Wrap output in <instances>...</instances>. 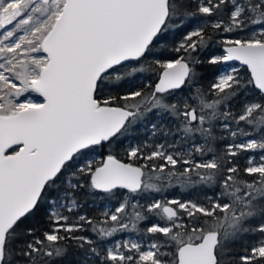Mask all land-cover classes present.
<instances>
[{"label": "snow or ice", "instance_id": "6c2138e0", "mask_svg": "<svg viewBox=\"0 0 264 264\" xmlns=\"http://www.w3.org/2000/svg\"><path fill=\"white\" fill-rule=\"evenodd\" d=\"M205 61L225 66L207 89ZM150 113L172 126L124 147ZM174 182L204 199L141 203ZM99 194L121 201L82 214ZM69 243L80 264H264V0H0V264H53Z\"/></svg>", "mask_w": 264, "mask_h": 264}, {"label": "trees", "instance_id": "16d2710c", "mask_svg": "<svg viewBox=\"0 0 264 264\" xmlns=\"http://www.w3.org/2000/svg\"><path fill=\"white\" fill-rule=\"evenodd\" d=\"M171 42H172V38L170 37L169 44H171ZM210 51L213 53H216V54H220V50L215 46H213L210 49ZM202 55H207V53H202ZM222 67H225V66L224 65H210L205 61L204 66L202 68L198 69V71H200L204 77V79L201 80V85L205 89H207L211 85L213 80L215 79V74L217 72V69L222 68ZM239 70H240L241 75L245 76V78H246V73H245L244 68L241 67ZM156 79H157L156 74L154 72H152L151 70L145 71L143 73H138V74L130 77L128 80H126L120 86L118 93H114V94L122 95V94L127 93L128 91L136 90L139 87H142L143 85H146V84H153L154 85L156 82ZM183 96H184V94L180 91L175 93L176 99H182ZM242 100H243V97L237 99V101L235 102V104L233 105V108H232V110L234 112L238 113L240 111ZM152 124L161 125L163 127L172 126L169 123L168 119L161 121V119L158 116H154L153 114L150 113L144 119H142L141 121H138L132 127V129L126 134V137L122 138L123 143H124V147H127L129 144H132V145H136V144L152 145L153 142H156L157 136L159 134H157V136L152 135V132H153ZM241 127H243V124L241 125ZM233 128H235V125H233ZM216 131H217V134H219L223 130L220 128H217ZM198 142H202V141H198ZM226 143H228V140L219 141L217 144V151L222 152L223 146ZM98 152H103V150H98ZM122 155H123V152L121 150V156ZM247 155H249V154L244 153V154H242V157L239 158L241 167H243V165L245 163L244 157H246ZM206 158L207 157H205V159ZM204 194L205 193L202 190V186H197V188H187L186 189V188H182L179 184H175V182H174V186L169 187L163 193H149V194H147L149 199L148 200H141V203H150L151 199H153V198H163V197H166L168 199L177 198V199H181V200L199 198L200 200H203ZM207 194L211 195V190H208ZM102 195L103 194H99L95 198H93L91 196H82L81 201L83 202V207L80 209V212L82 214H86L90 218L102 219L101 213L104 211L103 208H104L105 204H107L108 202H111L112 206L114 208L121 201L120 196L114 197V200H112V201L107 200V199H99V197ZM149 223H151V220L143 222L140 225V227L143 228L146 224H149ZM42 226H46V223L43 224ZM124 233L125 232L117 233V235L113 238L123 237ZM77 234L78 235H86V236H89L93 239H97L95 237V234L92 233L90 230L82 232V233H77ZM144 240L146 242L147 237H145ZM107 242L108 241L97 240V243L100 245V247H104L101 244L102 243L105 244ZM66 247H67V255L64 256L62 258V260L54 261L53 264H80V260L83 259L84 253L87 249V246L85 247V249H80V248L76 247L74 243H69L66 245Z\"/></svg>", "mask_w": 264, "mask_h": 264}, {"label": "rangeland", "instance_id": "374dc122", "mask_svg": "<svg viewBox=\"0 0 264 264\" xmlns=\"http://www.w3.org/2000/svg\"><path fill=\"white\" fill-rule=\"evenodd\" d=\"M233 65L235 67H237L238 69L241 68V66H239V65H236V64H233ZM240 139H246V138L241 137ZM100 158H102V157L98 154H95L92 157H90V159H100ZM99 199H107L110 201L114 200V198H109V197L104 196V195L100 196ZM103 209H104V211L108 210V209H113L112 203L108 202L107 204L104 205ZM124 239L136 240V239H138V236L135 233H132L129 231V232H125L123 237H117V238H113V239L111 238V240H109L107 243H105V244L102 243L101 245L111 247V246H113L114 242H118V241H121Z\"/></svg>", "mask_w": 264, "mask_h": 264}, {"label": "water", "instance_id": "95a60500", "mask_svg": "<svg viewBox=\"0 0 264 264\" xmlns=\"http://www.w3.org/2000/svg\"><path fill=\"white\" fill-rule=\"evenodd\" d=\"M231 64H236V65H239V66H241L240 64H239V62H230ZM242 67V66H241Z\"/></svg>", "mask_w": 264, "mask_h": 264}]
</instances>
